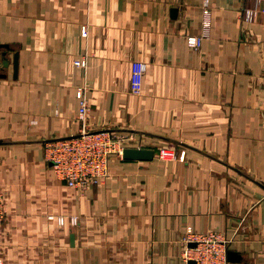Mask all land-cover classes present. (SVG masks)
<instances>
[{"label":"crops","instance_id":"0c3cea01","mask_svg":"<svg viewBox=\"0 0 264 264\" xmlns=\"http://www.w3.org/2000/svg\"><path fill=\"white\" fill-rule=\"evenodd\" d=\"M203 2L0 0V264H188L190 226L232 238L230 264H264V0H209L194 49ZM80 87L96 129L154 151L114 155L86 190L44 155L79 132ZM165 146L185 160H161Z\"/></svg>","mask_w":264,"mask_h":264},{"label":"built area","instance_id":"2783aa9c","mask_svg":"<svg viewBox=\"0 0 264 264\" xmlns=\"http://www.w3.org/2000/svg\"><path fill=\"white\" fill-rule=\"evenodd\" d=\"M264 11V9H263ZM260 10L245 8L243 19L245 22H254ZM204 31L201 35H190L187 37L188 44L199 49L202 42L209 33L211 8L209 0L203 2ZM87 26L82 27V35L88 36ZM77 67L87 68V56H81L74 60ZM77 97L80 100L78 118L81 122L77 134L49 139L44 142V155L50 163L55 175L65 181L69 186L86 190L90 186L100 185L110 175V161L116 155L124 157L127 148L128 136L111 129H96L91 120V106L87 96L86 88H78ZM159 158L161 160L180 159L185 160L186 150H179L175 146L160 148ZM6 195L0 188V225L6 219L5 210ZM72 222L76 223V216H72ZM64 222L61 216L58 218ZM185 250L184 259L195 260L197 264H230L228 259V248L232 241L224 232L209 230L206 232H195L190 226L184 236ZM195 243V246H191Z\"/></svg>","mask_w":264,"mask_h":264},{"label":"water","instance_id":"95a60500","mask_svg":"<svg viewBox=\"0 0 264 264\" xmlns=\"http://www.w3.org/2000/svg\"><path fill=\"white\" fill-rule=\"evenodd\" d=\"M3 48H8L6 44H0V54H1V65L2 67H8L10 60L7 56V50ZM15 72L18 70V54L15 55L14 60ZM154 155L152 149L147 148H126L124 151V157L128 159H151ZM74 236L72 235V238ZM195 243H192L191 246H195ZM228 259L231 260V252H228ZM188 264H197L195 260H189Z\"/></svg>","mask_w":264,"mask_h":264}]
</instances>
